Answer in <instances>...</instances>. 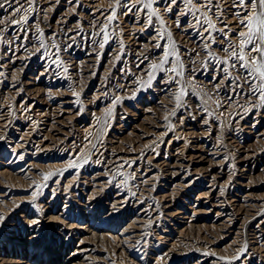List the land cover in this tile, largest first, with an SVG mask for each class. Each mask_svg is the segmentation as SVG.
<instances>
[{"label":"rangeland","instance_id":"obj_1","mask_svg":"<svg viewBox=\"0 0 264 264\" xmlns=\"http://www.w3.org/2000/svg\"><path fill=\"white\" fill-rule=\"evenodd\" d=\"M213 2L149 24L140 0H0V259L264 264V104L230 55L251 5ZM173 42L183 75L170 56L148 86Z\"/></svg>","mask_w":264,"mask_h":264},{"label":"snow or ice","instance_id":"obj_2","mask_svg":"<svg viewBox=\"0 0 264 264\" xmlns=\"http://www.w3.org/2000/svg\"><path fill=\"white\" fill-rule=\"evenodd\" d=\"M7 2V0H6ZM182 2L186 5L188 8V13L186 14H192L195 15L196 12H199V8H195L196 3H202V0H182ZM251 5V11L252 14L248 15L247 11L244 14H241L240 12L234 13L237 15L238 22L247 29V32H240V48L239 51L233 50L231 51V57L236 58L239 61H242V67L248 69V75L254 76L256 79L260 81L258 85H256L253 88V92H259L260 93V100L261 103L264 104V0H237L238 5L241 8H247V5ZM124 3H127V0H124ZM140 3L143 6V9H146L148 11V22L151 24L152 18L156 17L160 20L161 24H163V20L160 17V13L156 11V9L153 7L154 4L157 3V0H140ZM122 0H116L117 7L121 6ZM177 0H165V10L171 11V6L176 5ZM9 7H11V3L8 4ZM203 7L207 9V11L211 12L213 7H217L218 5H215L213 0H207L206 4H202ZM235 6V5H234ZM4 4L0 3V8H3ZM31 7V6H30ZM131 8H136L135 4L131 5ZM129 8V10H131ZM16 13H20L22 9L17 6L15 9H13ZM140 9L137 8V11ZM246 16V19H245ZM116 18V8L112 9V15L108 17L109 21L114 20ZM203 22L207 25L208 29L215 30V25L211 22L208 16H204ZM11 23L16 24V20H12ZM20 23H27V12H25L24 19L20 21ZM177 25L179 26V22H177ZM104 32V42L100 44V47L103 48L105 44L108 42V33L105 28L102 29ZM40 35L42 36L43 33L41 32ZM169 38L171 37V33L168 34ZM211 41L214 43L215 39L210 36ZM258 41V43H257ZM41 45L43 46V41H41ZM249 45L252 47L249 49V51L254 52L257 54L256 57H253L251 60V63H249L248 58L244 55V50ZM156 47H161V45L157 44ZM205 50H208V45L205 44ZM230 48H234L231 44H229ZM224 51H228L229 49H223ZM209 56H211V52L208 53ZM175 57L177 62V67L171 68L170 71L175 72L178 76H182L183 73L179 69H182L183 64L182 61L179 59V51L176 48L174 42L172 46L169 49H165L164 51V57L163 59L157 63L152 64L151 69L152 71L149 73V79L146 82L148 86L151 85L152 80L154 79L155 72L157 70L163 69V66L169 62V57ZM258 57V58H257ZM61 63H63L61 61ZM224 63H227V61H224ZM235 67V65H233ZM67 71V69H65ZM225 72H227V69H224ZM143 87V85H142ZM250 87H252L250 85ZM185 91L183 88L180 90V96L185 95ZM135 94H133L134 98ZM180 97H177V100H179ZM175 115V113H173ZM76 165H73L75 167ZM54 175V173H53ZM48 177H45L47 179ZM5 218L3 215H0V222H3ZM34 223H38V221H34Z\"/></svg>","mask_w":264,"mask_h":264},{"label":"bare ground","instance_id":"obj_3","mask_svg":"<svg viewBox=\"0 0 264 264\" xmlns=\"http://www.w3.org/2000/svg\"><path fill=\"white\" fill-rule=\"evenodd\" d=\"M1 32V31H0ZM17 32H19V31H17ZM17 36V35H16ZM10 64V63H9ZM41 74V73H40ZM40 110V109H39ZM37 111V110H36ZM42 111V110H41ZM40 113V112H39ZM48 113V112H47ZM47 115V114H46ZM43 116V115H42ZM174 140H176V139H174ZM184 147V149H186V147H185V145L183 146ZM182 147V148H183ZM98 154V153H97ZM180 158V157H179ZM178 159V158H177ZM184 160V159H183ZM182 161V160H181ZM163 163H165V160H164V162ZM168 163V162H167ZM166 163V164H167ZM177 163V162H176ZM164 165V164H163ZM171 165V164H170ZM176 165V164H175ZM178 165V164H177ZM183 165V164H182ZM188 165V164H187ZM167 166H169V164H167ZM174 167V166H173ZM176 167V166H175ZM185 167V166H184ZM187 167V166H186ZM162 169V168H161ZM160 169V170H161ZM179 169V168H178ZM190 169V168H189ZM188 169V170H189ZM180 170V169H179ZM177 171V170H176ZM197 171V170H196ZM203 171V170H202ZM169 172H170V170H169ZM197 172H199V171H197ZM168 174V173H167ZM199 174H200V172H199ZM202 176V175H201ZM200 176V177H201ZM185 187V186H184ZM234 207V206H233ZM261 208V207H260ZM259 211V210H258ZM257 211V212H258ZM178 212V211H177ZM221 212H223V211H221ZM257 212H256V214H257ZM219 213V212H218ZM167 214H169V213H167ZM176 214V213H175ZM223 214V213H222ZM226 214V213H225ZM235 213H233V215H234ZM255 214V213H254ZM219 215V214H218ZM169 216V215H168ZM173 216V215H172ZM252 216V215H251ZM254 216V215H253ZM170 217V216H169ZM185 217H186V215H185ZM255 217V216H254ZM180 218H181V216H180ZM252 218V217H251ZM181 219H185L183 216H182V218ZM230 219V218H229ZM237 219V218H236ZM233 220V219H232ZM63 221V220H62ZM241 221V220H240ZM244 221V220H243ZM242 222V221H241ZM260 222V221H259ZM231 223V222H230ZM237 223V222H236ZM261 223V222H260ZM229 224V223H228ZM227 224V225H228ZM242 224V223H241ZM240 224V225H241ZM259 224V223H258ZM243 225H244V223H243ZM243 225H242V227H243ZM189 226H190V224H189ZM224 226V225H223ZM263 226V225H262ZM225 227H226V225H225ZM233 228V227H232ZM239 228V227H238ZM257 228V227H256ZM240 229H241V231H242V228H241V226H240ZM261 229V228H260ZM258 230V229H257ZM236 231H238V230H236ZM241 231H239V233H241ZM255 231V230H254ZM260 231V230H259ZM262 231V230H261ZM259 233V232H258ZM236 234V233H235ZM161 235V234H160ZM264 235V234H263ZM221 236H223L222 234H221ZM236 236H237V234H236ZM253 236V235H252ZM255 236V235H254ZM125 237V236H124ZM238 237V236H237ZM114 238V240L117 238L116 236H114L113 237ZM254 237H252V239H253ZM257 240H259L260 238H261V240L260 241H262V243L261 244H259L260 245V247H259V249H260V251L261 250H263L264 251V238H262V237H260V234L257 236L256 235V237H255ZM122 239H124V238H122ZM126 239V238H125ZM140 239V238H139ZM255 240V239H254ZM116 241V240H115ZM124 241V240H123ZM250 241V240H249ZM253 241V240H252ZM257 243V242H256ZM253 244V243H252ZM252 244L250 245V246H252ZM250 246H249V248H250ZM242 247V246H241ZM242 248H244V247H242ZM254 248H255V246H254ZM256 248H257V246H256ZM255 248V249H256ZM77 249V248H76ZM235 249V248H234ZM255 249H254V251H255ZM235 251V250H234ZM237 251H239V250H237ZM237 251H235V252H237ZM258 251V250H257ZM259 251V252H260ZM82 251H78V250H75L73 253H72V255L71 256H75V254H80ZM209 252V251H208ZM233 252V251H232ZM234 252V253H235ZM240 252V251H239ZM238 253V252H237ZM249 253V252H248ZM248 253H247V255H248ZM206 254H207V252H206ZM263 254V253H262ZM166 255V254H165ZM235 255H236V253H235ZM239 255V254H238ZM254 255V254H253ZM263 256H264V254H263ZM247 257V256H246ZM264 258V257H263ZM248 259V258H247ZM1 261H0V264H27V261L25 262L24 261V259L23 258H7V259H4V258H1L0 259ZM243 260V259H242ZM245 260H246V258H245ZM244 261V260H243ZM247 262H248V260H247ZM242 264H247V263H242Z\"/></svg>","mask_w":264,"mask_h":264}]
</instances>
